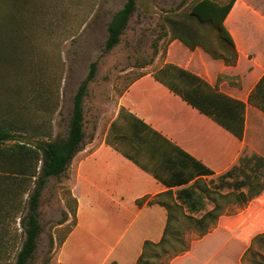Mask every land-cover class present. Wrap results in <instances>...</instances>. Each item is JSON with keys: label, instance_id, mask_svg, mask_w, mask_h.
Returning a JSON list of instances; mask_svg holds the SVG:
<instances>
[{"label": "crops", "instance_id": "crops-1", "mask_svg": "<svg viewBox=\"0 0 264 264\" xmlns=\"http://www.w3.org/2000/svg\"><path fill=\"white\" fill-rule=\"evenodd\" d=\"M223 26L236 53L228 63L216 33L197 27L188 41L194 48L171 41L164 65L184 69L243 102V138L237 139L157 81L153 74L163 66L143 69L127 83L105 131L84 141L69 165L75 223L59 242L56 264H136L143 244H156L163 237L167 210L149 201L167 191L194 218L217 205L222 213L210 232L250 221L254 227L264 224L263 215L237 222L225 208L226 203L246 204L264 192L247 202L238 196L247 195L248 185L238 188L245 178L256 186L264 184V113L248 101L264 76V0H235ZM205 169L211 174H203ZM202 183L216 192L212 199L201 192ZM142 198L146 200L138 205ZM197 201L201 205L193 203Z\"/></svg>", "mask_w": 264, "mask_h": 264}, {"label": "rangeland", "instance_id": "rangeland-1", "mask_svg": "<svg viewBox=\"0 0 264 264\" xmlns=\"http://www.w3.org/2000/svg\"><path fill=\"white\" fill-rule=\"evenodd\" d=\"M11 1L0 0V123L25 125L23 131L30 139V133L44 131L65 136L73 96L93 62L95 75L83 102L84 141L96 131L103 133L127 83L143 69L164 66L170 41L169 35L163 36L169 31L165 14L186 11V7L178 9L181 0H137L118 44L106 52L107 25L126 0H15V8ZM67 174L50 178L41 194V231L28 264H56L59 242L74 224ZM199 187L209 189L205 183ZM225 208L236 219L245 209L242 218L264 216V192L246 204L226 203ZM23 215L5 221L15 247L22 235ZM256 232L246 238L247 243ZM185 237L188 242L199 238L189 231ZM257 250L254 245L242 264H256L263 256ZM168 262L164 257L154 261Z\"/></svg>", "mask_w": 264, "mask_h": 264}, {"label": "trees", "instance_id": "trees-1", "mask_svg": "<svg viewBox=\"0 0 264 264\" xmlns=\"http://www.w3.org/2000/svg\"><path fill=\"white\" fill-rule=\"evenodd\" d=\"M16 1H11L14 8ZM234 1L228 0L226 3L219 4L213 0H181L178 9L186 7V11L165 14L164 21L169 31L163 36H170L168 43L178 40L193 49L194 46H191L188 41L195 35L197 27L211 28L225 45L222 59L228 63L227 58L231 56L234 59L236 53L232 40L223 26V21ZM136 2L137 0H126L123 6L111 16L106 28L104 51H110L118 44L131 15L136 10ZM95 70L96 63L93 62L73 96L64 137L53 136L50 131H44L39 135L30 133L32 138L30 139L23 131L22 126L25 125L0 123V264H28L33 258L41 231L38 213L40 197L50 178H60L67 172L75 153L83 145V102L87 85L93 80ZM153 76L183 101L237 139L243 138L245 113L243 102L218 92L201 78L173 64H165ZM248 101L264 113V76L256 85ZM18 134L21 135V140L18 139ZM203 174L209 175L211 172L205 169ZM245 182L247 184H244ZM245 182L238 186V188L244 185L249 187L247 195L242 192L238 194L243 202L257 196L264 189V184L253 185V181L249 178H245ZM200 190L209 199L216 194L206 188H200ZM70 198L75 223L76 202L71 196ZM145 200L146 198H142L137 201V204L141 205ZM149 203H157L167 210V225L160 242L143 244V251L136 264H156L154 261L161 257L169 260L167 264H242L244 255L250 252L254 245L259 247L257 253L262 252L263 255L256 264H264V232L256 234L249 245L246 244V238L250 234L255 231H264V224L258 227L252 226L250 224L252 221L243 224L255 216L249 219L248 217L236 219L237 222L238 220L242 222L241 226L226 225L216 227L210 232L209 226L222 213L217 205L200 218H194L183 212L182 206L175 203L170 191L158 195ZM21 212H24L20 218L22 235L15 247L14 241L8 239L5 221ZM188 231L199 236L198 240L188 242L185 237ZM232 233H235L237 237ZM257 253L253 252L258 256Z\"/></svg>", "mask_w": 264, "mask_h": 264}]
</instances>
